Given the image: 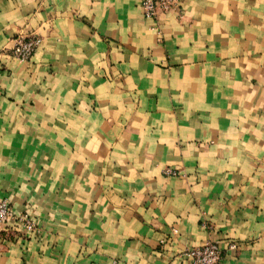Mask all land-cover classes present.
Here are the masks:
<instances>
[{"label": "crops", "instance_id": "0c3cea01", "mask_svg": "<svg viewBox=\"0 0 264 264\" xmlns=\"http://www.w3.org/2000/svg\"><path fill=\"white\" fill-rule=\"evenodd\" d=\"M158 24L140 0H0V198L36 225L0 228V264H190L210 240L264 264V0Z\"/></svg>", "mask_w": 264, "mask_h": 264}, {"label": "built area", "instance_id": "2783aa9c", "mask_svg": "<svg viewBox=\"0 0 264 264\" xmlns=\"http://www.w3.org/2000/svg\"><path fill=\"white\" fill-rule=\"evenodd\" d=\"M182 0H140L143 15L153 22V28L159 36L161 30L158 24V16L167 12H178ZM12 46L8 55L19 59H29L41 43L37 34H18L12 38ZM166 173L174 174L167 169ZM9 226L20 227L26 231L33 230L36 225L26 211L15 212L6 198H0V228ZM230 242L228 248H234ZM190 260V264H218L222 258L223 249L214 241H206L197 246L187 248L182 253Z\"/></svg>", "mask_w": 264, "mask_h": 264}]
</instances>
